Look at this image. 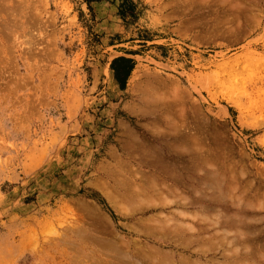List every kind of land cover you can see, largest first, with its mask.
Masks as SVG:
<instances>
[{
  "label": "rangeland",
  "instance_id": "rangeland-1",
  "mask_svg": "<svg viewBox=\"0 0 264 264\" xmlns=\"http://www.w3.org/2000/svg\"><path fill=\"white\" fill-rule=\"evenodd\" d=\"M118 2L0 0V264H233L238 248L237 264H264V0H137L124 17ZM122 55L136 63L123 90ZM173 119L200 136L184 149L217 152L185 162L195 180L216 161L234 189L214 173L182 199L131 194Z\"/></svg>",
  "mask_w": 264,
  "mask_h": 264
},
{
  "label": "bare ground",
  "instance_id": "bare-ground-1",
  "mask_svg": "<svg viewBox=\"0 0 264 264\" xmlns=\"http://www.w3.org/2000/svg\"><path fill=\"white\" fill-rule=\"evenodd\" d=\"M135 73V72H134ZM136 74V73H135ZM134 74V75H135ZM132 75H133V73H132ZM133 77H136V76H132L131 78H133ZM130 78V79H131ZM129 79V80H130ZM134 79V78H133ZM176 118V117H175ZM183 120V119H182ZM179 121V120H178ZM183 122V121H182ZM170 123V122H169ZM171 123H172V125H173V131H171V132H174V130H175V132H176V130L178 131L177 133H175V134H171V136H170V133H169V136H168V139L165 137H160L159 139H161V140H163L161 143H164L166 146H162L161 147V149L159 148V150L157 149V151H156V153H154V152H151L150 150H146L145 152H144V154L143 155H145V156H143L142 155V159L140 160V163L141 164H146L148 167H149V169H150V171L152 172V173H154V174H157V175H152L153 176V178H149V181H146L145 180V182H144V184H142V183H140L141 184V188H140V190L139 191H135L134 192V190H131V194L132 195H135V196H138L140 193H142V194H144V193H146L147 191L149 192L150 191V193L151 192H153V193H158L159 195L160 194H166V195H173V196H177L178 198H180V199H182V196L183 195H180L181 193L183 194L185 191H183L184 189H189V187H194V183H196V185H199V183L200 182H207V179L208 180H211V179H209V177H210V175H219V173H217V172H219V170L217 171L216 170V166L218 165L217 164V162L215 163L214 162V164H212L213 163V161H214V159L216 160L217 159V152H216V150L215 149H206L205 150V152L203 153V151H200V147L198 148V149H196L195 147L194 148H192V146L191 147H189L190 145H192V142H191V140L193 141H196L197 143H198V141L197 140H195L198 136L196 135V132L194 133V131H192V136H191V134H189V135H187L186 133H184V132H182L183 131V129H180V128H182V127H184V125H183V123H178L176 120H172L171 121ZM185 123V122H184ZM169 125V124H168ZM171 125V126H172ZM186 127V126H185ZM191 128V127H190ZM197 128V127H196ZM201 129V128H200ZM182 130V131H181ZM189 130V129H188ZM188 133H190V132H188ZM199 134V133H198ZM165 136V135H164ZM190 137V138H189ZM200 137V136H199ZM191 139V140H190ZM198 139V138H197ZM201 139V138H200ZM170 141V142H169ZM172 142V143H171ZM170 143V144H169ZM184 143H187V144H190V145H188V146H186V147H189L188 149L187 148H183V144ZM173 144V145H172ZM162 145V144H161ZM171 146V147H170ZM180 147H182L183 148V150H182V148H181V150L179 149ZM202 149V148H201ZM203 150V149H202ZM153 151H155V150H153ZM203 157H205V158H207V159H209V157H210V159H212L211 161H212V163H211V161L210 162H208L209 163V165H210V163H211V166L213 165H215L214 167H215V169H212L213 167H211L210 169H208V171L209 170H211V171H213V173H210V171H209V173H206V175H208L209 174V176L207 177V176H205V175H203V174H201V175H203V176H205L204 178H206L205 180H200V178H196V180H195V177H194V175H195V172H196V169H197V171L199 170L200 171V168L201 167H203L202 166V164H204V163H201L200 165L201 166H199V163L200 162H202V161H204L205 160V158H204V160H201V158L203 159ZM219 158V157H218ZM209 159V160H210ZM186 161H190L193 165H196V163H197V165L199 166V169H198V166H197V168L195 169V172H194V170H187V164H185V162ZM208 161V160H207ZM205 162V161H204ZM230 165V164H229ZM219 166V165H218ZM221 166V165H220ZM219 166V167H220ZM205 167V166H204ZM222 167V166H221ZM223 168V167H222ZM226 168L227 167H225V169L223 168V171L224 170H226ZM229 168V167H228ZM217 169H219V168H217ZM202 170V169H201ZM229 170H231V169H229ZM149 171V172H150ZM198 171V172H199ZM204 171V170H203ZM202 171V172H203ZM148 172V173H149ZM157 172V173H156ZM197 172V173H198ZM207 172V171H206ZM228 172H230V171H228ZM215 173V174H214ZM145 174V173H144ZM143 174V175H144ZM200 174V173H199ZM221 174V173H220ZM232 174H233V172H232ZM232 174H230V175H232ZM222 175H223V173H222ZM220 176L219 175V177L217 178L218 180L217 181H215V179H214V177H216V176H214V177H212L213 179H214V182H213V179H212V182L213 183H217L218 184V182H221V180H222V178H225V179H227L226 178V176ZM146 176L147 175H145L144 177L146 178ZM156 176V177H155ZM142 177L143 176H139V180H143L142 179ZM192 178V179H191ZM219 178H220V181H219ZM225 179H223L222 181L224 182V180ZM232 179H233V177H232ZM231 179V180H232ZM235 179H236V176H235ZM229 180V179H228ZM144 181V180H143ZM191 181V186H189V185H187V184H189V182ZM227 181V180H226ZM209 182V181H208ZM204 183V184H205ZM213 183H211V185L213 184ZM226 183V184H225ZM224 184L225 185H228V184H230L231 183V181L229 180L228 181V184H227V182H225ZM203 183H200V186L202 185ZM204 184H203V186H204ZM216 184V185H217ZM235 184V183H234ZM233 184V185H234ZM244 184H246V183H244ZM125 185V184H124ZM211 185H210V187H211ZM221 186V185H223V184H221V183H219L217 186H214L213 187V189L215 188V187H218V186ZM231 186H233L232 185V183L230 184ZM230 185H228V186H225V189L224 190H227L226 189V187L227 188H229V186ZM117 186V188H119V189H123V188H120V186L117 184L116 185ZM205 186H207V185H205ZM220 186H219V188H217V190L219 189V190H223V188L221 187L220 188ZM230 186V190H232V188L234 189L235 188V185L233 186V187H231ZM210 187H208L209 189H206L205 191H207V190H210V191H214L213 189H212V187H211V189H210ZM237 187H239V185L237 186ZM247 187V186H246ZM245 187V188H246ZM129 187H126V188H124L123 190H126V189H128ZM182 188H184L183 190H182ZM198 188H200V187H198ZM198 188H197V190L194 188V190H196V191H192L194 194H196V195H199L197 192L200 190L201 191V195H202V197L204 196L203 195V191L201 190V188L198 190ZM206 188V187H205ZM193 189V188H192ZM216 189V188H215ZM239 189H240V187H239ZM216 190V191H217ZM223 190V191H224ZM236 190V189H235ZM119 191V190H118ZM183 191V192H182ZM209 191V192H210ZM229 191V190H228ZM240 191V190H239ZM233 192V191H232ZM242 192V191H241ZM245 192V191H244ZM200 193V192H199ZM207 193V192H206ZM205 193V194H206ZM223 193V192H222ZM157 194V195H158ZM224 194V193H223ZM231 194V193H230ZM240 194V193H239ZM123 195V194H122ZM210 195H214L215 196V192H213V194L211 193ZM229 195V194H228ZM179 196H181V197H179ZM184 196H186L187 197V195L185 194ZM219 196V195H218ZM217 196V197H218ZM185 197V198H186ZM209 199L211 198V197H209V196H207ZM206 197V195H205V197H203L204 199L205 198H207ZM232 199L233 198H236V197H232V195L230 196ZM237 198H239L240 199V197H237ZM179 199V201L177 200V199H173L174 200V202L177 204V205H179L180 206V204H181V206H184V207H186V206H189V205H193V203H195V204H201V202L199 203V202H194L195 200H193V201H190V199L188 200L187 198V201H185L184 199V201L182 202L181 200ZM196 199H200L201 200V196L199 195V197H197L196 196ZM212 199V198H211ZM239 199H237L238 201H240ZM242 199V198H241ZM173 200L171 201V203L173 202ZM222 200V199H221ZM220 200V201H221ZM177 201V202H176ZM207 201V200H206ZM219 201V200H218ZM219 201V202H220ZM179 202V203H178ZM228 202V201H227ZM215 203V202H214ZM222 203V202H221ZM223 203H225V202H223ZM235 203V202H234ZM236 203L237 204H239L240 206H241V203L242 202H237L236 201ZM236 203H235V205H236ZM167 204H169V203H167ZM166 203H165V205H167ZM175 204V205H176ZM232 204H233V200H232ZM159 205V204H158ZM165 205H161L162 207V209H166V207L167 206H165ZM209 205V204H208ZM204 206V205H203ZM203 206H202V208H203ZM206 206V205H205ZM225 206V205H224ZM223 206V207H224ZM226 206H227V204H226ZM228 206H229V202H228ZM233 206V205H232ZM237 206V205H236ZM236 206H234L235 208H236ZM169 207V206H168ZM190 207V206H189ZM209 207V206H208ZM230 208H232L231 206H229ZM238 207V206H237ZM242 207H244V206H242ZM242 207H240L241 208V210H242ZM207 208V207H206ZM205 208V209H206ZM209 208H211V206L209 207ZM215 208V207H214ZM214 208H211V211L212 210H214ZM234 208V209H235ZM208 209V208H207ZM221 209V208H220ZM227 209V208H226ZM239 209V208H238ZM179 211H182V210H180V209H178ZM204 210V209H203ZM227 210H229V209H227ZM226 210V211H227ZM207 211V210H206ZM209 211V210H208ZM207 211V212H208ZM226 211H221V212H226ZM231 211V210H230ZM243 211V210H242ZM176 211H174V213H175ZM202 212H204V211H202ZM232 212V211H231ZM213 213H215V211H213ZM226 213H228V212H226ZM226 213H224L223 215L225 216L226 215ZM243 213H245V212H243ZM204 214V213H203ZM219 214V213H218ZM235 214L236 215H239V213L237 214V213H235L234 212V216H235ZM246 214V213H245ZM214 215V214H213ZM215 215H217V213L215 214ZM229 215V214H228ZM230 215H231V213H230ZM230 215L228 216L229 218H233L232 217V215H231V217H230ZM203 216V215H202ZM207 216V215H206ZM209 216V215H208ZM207 216V217H208ZM173 217H175V216H172L171 218H173ZM209 217H211V216H209ZM227 217V219L229 220V218ZM238 217V216H237ZM243 217V216H242ZM246 217V216H245ZM176 218V217H175ZM206 218V217H205ZM184 219V218H183ZM224 219V218H223ZM238 219V218H237ZM170 219L168 218L167 219V222L169 223L170 221H169ZM194 220V219H193ZM232 220V219H231ZM235 220H236V218H235ZM240 220V219H239ZM243 220V219H242ZM241 220V221H242ZM246 220H247V218H246ZM178 221V219L176 220V222ZM184 221H187V220H184ZM220 221V220H219ZM219 221H217V220H215V223L212 221V223L213 224H218L219 223ZM227 221V220H226ZM237 221V220H236ZM249 221V220H248ZM172 222V221H171ZM173 223L172 224V228L173 227H175V230H177V228H180V227H185V229H183V230H188V232L190 231V229L192 228V227H194V226H192L191 224V226L192 227H190L189 226V228H186V226H188L187 224H183L184 222H182V224L180 223L181 221H178L177 223ZM210 222V221H209ZM228 222H230V221H228ZM228 222H226V224H228L229 225V223ZM232 223H233V220L231 221ZM230 222V223H231ZM232 223H231V225H232ZM242 224H243V221L241 222ZM250 223V222H249ZM167 223H165V225H166ZM236 224H238V223H235V225H234V227L236 226ZM164 225V224H163ZM162 225V226H163ZM164 225V228L166 227ZM170 225V224H169ZM169 225L167 226V228L169 227ZM204 227L202 228V230L204 229H206V230H210V229H213L214 227H212V224H207V223H203L202 224ZM222 225H225L224 224V221L222 220ZM214 226V225H213ZM218 226V225H217ZM177 227V228H176ZM216 227V226H215ZM222 227V226H221ZM227 227V226H226ZM239 228H240V226H238ZM162 227H160L159 229H161ZM170 228V227H169ZM228 228V227H227ZM230 228V227H229ZM238 228V229H239ZM255 228V227H254ZM182 229V228H181ZM181 229L179 230L180 232H181ZM199 229H200V227H199ZM198 229V230H199ZM217 229V228H216ZM237 229V228H236ZM158 230V229H157ZM163 228H162V232H163ZM171 229H169V230H166V232L167 231H169L170 233L171 232H173V231H170ZM175 230H174V232H175ZM217 230H219V229H217ZM216 230V231H217ZM220 230H221V228H220ZM222 230L223 231H226V232H228V230H224L223 228H222ZM241 230V229H240ZM240 230H239V232H240ZM160 231V232H161ZM178 231V230H177ZM176 231V232H177ZM193 231H195L194 230V228H193V230H191V232H193ZM200 231V230H199ZM229 231H231V229L229 230ZM232 231H234V230H232ZM236 231V230H235ZM242 231V230H241ZM175 232V233H176ZM226 232H223V233H225L226 234ZM251 232V231H250ZM254 232V231H253ZM163 233H165V232H163ZM168 233V232H167ZM181 233H183V232H181ZM187 233V232H186ZM223 233H221L220 232V234L222 235ZM233 233V232H232ZM235 233V232H234ZM241 233V232H240ZM87 234H90V233H88L87 232ZM174 234V233H173ZM184 234V233H183ZM182 234V235H183ZM192 234V233H191ZM190 234V235H191ZM195 234V233H194ZM193 234V235H194ZM245 234V233H244ZM247 234V233H246ZM250 234V233H249ZM248 234V235H249ZM168 235H170V234H168ZM197 235H199V232H197ZM211 235V234H210ZM240 235H242V234H240ZM240 235H239V237H240ZM252 235V234H251ZM85 236H86V234H85ZM201 236H203V235H201ZM200 236V237H201ZM215 236V235H214ZM217 236V235H216ZM215 236V237H216ZM224 237L225 236H227L228 237V235H223ZM87 237V236H86ZM207 237V236H206ZM227 237H226V239H227ZM236 237H238V236H236ZM238 237V238H239ZM251 237V236H250ZM84 238V237H83ZM190 238V237H189ZM196 238V237H195ZM207 238H209V237H207ZM206 238V239H207ZM246 238H247V235H246ZM245 238V239H246ZM252 238V237H251ZM90 239V238H89ZM191 239V238H190ZM189 239V240H190ZM216 239V238H215ZM219 239V238H218ZM248 239V238H247ZM247 239L245 240V242H246V244L248 245V243H249V241H248V243H247ZM259 239V238H258ZM228 240H229V237H228ZM228 240H226V241H228ZM236 240H237V238H236ZM234 241V240H231L233 243L232 244H237V241ZM241 240V239H240ZM103 241H104V238H103ZM213 241V240H212ZM217 241V240H216ZM239 241V240H238ZM243 241V240H242ZM100 242V241H99ZM99 242H98V244H99ZM211 242V241H210ZM219 242H221V241H219ZM241 242V241H240ZM245 242L243 241V243H241L242 245H241V247L243 246V244H244V246L243 247H245L246 245H245ZM97 243V242H96ZM212 243V242H211ZM252 244V243H251ZM240 246V245H239ZM254 246V245H253ZM264 246V245H263ZM103 247V246H102ZM249 247H250V245H249ZM238 248V247H237ZM251 248V247H250ZM228 249V248H227ZM230 250H231V252L233 251V250H235L236 248H234V249H231V248H229ZM228 249V250H229ZM239 249V248H238ZM238 249H236V251L234 252V255H232L233 257H232V259H233V262H231V263H233V264H237V262L239 263V261H242L243 259L244 260H248L247 258L248 257H246L247 255H249L248 254V252L246 253V254H244V255H242L245 251V249L246 248H242V250H243V253L242 254H240L239 256H238ZM207 250V249H206ZM229 250V251H230ZM240 250V249H239ZM241 250V251H242ZM248 250H249V248H248ZM253 250V249H252ZM238 251V252H237ZM254 251V250H253ZM155 253V252H154ZM257 253H259V252H257ZM158 254H160V253H158ZM259 254H261V252L259 253ZM152 255V254H151ZM167 255V254H166ZM226 255H227V253H226ZM253 255V254H252ZM252 255H251V257H252ZM255 255H257V254H255ZM250 256V255H249ZM257 256H259V255H257ZM260 258H261V256H259ZM262 257H264V256H262ZM230 258V257H229ZM257 258V257H256ZM259 258V259H260ZM166 259V261H169L167 258H165ZM250 259V258H249ZM253 259V258H252ZM258 259V258H257ZM151 260H152V258H151ZM262 260V259H261ZM260 260V261H261ZM232 261V260H231ZM250 261H252L251 259H250ZM263 262V261H262ZM171 263V262H170ZM170 263H168V264H170ZM227 263H228V261H227ZM253 263V262H252ZM259 263V262H258ZM257 263V264H258ZM161 264H162V262H161ZM164 264V263H163ZM241 264V263H240Z\"/></svg>",
  "mask_w": 264,
  "mask_h": 264
},
{
  "label": "trees",
  "instance_id": "trees-1",
  "mask_svg": "<svg viewBox=\"0 0 264 264\" xmlns=\"http://www.w3.org/2000/svg\"><path fill=\"white\" fill-rule=\"evenodd\" d=\"M138 8L137 0H119L118 14L122 17L126 15L133 16ZM135 60L127 56H118L113 59L111 69L114 71V77L118 82L120 89H125L128 79L135 67Z\"/></svg>",
  "mask_w": 264,
  "mask_h": 264
}]
</instances>
